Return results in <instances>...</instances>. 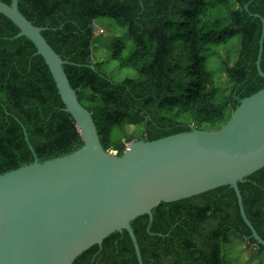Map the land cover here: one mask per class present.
<instances>
[{
  "label": "trees",
  "instance_id": "trees-1",
  "mask_svg": "<svg viewBox=\"0 0 264 264\" xmlns=\"http://www.w3.org/2000/svg\"><path fill=\"white\" fill-rule=\"evenodd\" d=\"M19 10L46 28L44 38L69 62L65 72L92 114L102 146L119 157L133 142L195 129L217 131L241 100L264 89L256 66L262 22L254 16H264V0H20ZM100 18L110 19L132 41L130 47L116 41L112 59L136 76L114 82L104 63L93 61L94 24ZM19 33L0 13V175L84 146L44 59ZM211 55L221 58L229 90H222L209 71ZM261 68L264 72V50ZM239 189L246 215L264 240V168L240 182ZM132 228L144 264H227L223 249L232 234L255 246L264 264V246L251 237L230 186L162 203L152 223L144 215ZM73 264L139 262L125 230Z\"/></svg>",
  "mask_w": 264,
  "mask_h": 264
},
{
  "label": "water",
  "instance_id": "water-1",
  "mask_svg": "<svg viewBox=\"0 0 264 264\" xmlns=\"http://www.w3.org/2000/svg\"><path fill=\"white\" fill-rule=\"evenodd\" d=\"M19 1L0 0V13L28 38L48 66L84 141L79 150L0 175V264H73L110 235L127 231L144 264L132 222L162 203L230 186L241 216L258 245L264 240L248 219L239 183L264 168V89L240 101L217 131L192 130L129 145L123 156L101 144L92 114L79 101L68 64L19 10ZM256 66L264 50V16ZM94 69V67L92 66ZM27 141L28 136L26 135ZM34 152L33 148H31ZM35 153V152H34ZM36 156V154H35Z\"/></svg>",
  "mask_w": 264,
  "mask_h": 264
},
{
  "label": "rangeland",
  "instance_id": "rangeland-1",
  "mask_svg": "<svg viewBox=\"0 0 264 264\" xmlns=\"http://www.w3.org/2000/svg\"><path fill=\"white\" fill-rule=\"evenodd\" d=\"M118 40L122 41L128 47L132 46V41L127 37L126 33L124 31H118L110 19L100 18L96 21L94 24V39L92 41L93 61L97 63L103 62V71L112 81L117 83L137 75L134 70L120 68L118 62L112 59L114 45ZM227 51L230 52V49ZM219 52L221 56L226 57V51L224 49H221ZM234 57L235 55H231V62L234 60ZM207 67L213 74L216 83L223 87L222 90H229L231 83L225 73V67L222 64L221 58L215 55L209 56L207 59ZM226 92H221V96H225ZM220 102L224 103V100L221 98ZM223 253L226 257L227 264H260L256 247L236 234H232L229 242L224 245Z\"/></svg>",
  "mask_w": 264,
  "mask_h": 264
}]
</instances>
